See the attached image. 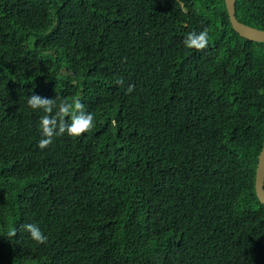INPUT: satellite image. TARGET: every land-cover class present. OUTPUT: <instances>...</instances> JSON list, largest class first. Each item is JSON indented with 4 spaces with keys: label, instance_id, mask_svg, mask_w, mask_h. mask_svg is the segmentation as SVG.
<instances>
[{
    "label": "trees",
    "instance_id": "trees-1",
    "mask_svg": "<svg viewBox=\"0 0 264 264\" xmlns=\"http://www.w3.org/2000/svg\"><path fill=\"white\" fill-rule=\"evenodd\" d=\"M235 16L264 31V0ZM31 94L93 129L40 149ZM263 145L264 42L224 0H0V264H264Z\"/></svg>",
    "mask_w": 264,
    "mask_h": 264
},
{
    "label": "clouds",
    "instance_id": "clouds-1",
    "mask_svg": "<svg viewBox=\"0 0 264 264\" xmlns=\"http://www.w3.org/2000/svg\"><path fill=\"white\" fill-rule=\"evenodd\" d=\"M209 33L207 28L202 31L189 32L183 41L188 49L201 51L208 46ZM116 84L123 85L122 79H117ZM134 91L132 86L127 88L130 94ZM27 105L32 109H42L44 115L40 118V128L42 138L38 142V147L44 149L53 143V138L67 134L70 137H80L89 132L94 127V116L91 112L85 110V105L79 98L68 102L65 99L45 98L31 94L26 97ZM70 118V122L68 119ZM18 231L26 232L30 238L38 244H45L48 237L43 233L40 227L35 223H26L20 225L19 229L13 228L8 232L10 238L16 237Z\"/></svg>",
    "mask_w": 264,
    "mask_h": 264
},
{
    "label": "water",
    "instance_id": "water-1",
    "mask_svg": "<svg viewBox=\"0 0 264 264\" xmlns=\"http://www.w3.org/2000/svg\"><path fill=\"white\" fill-rule=\"evenodd\" d=\"M235 1L224 0L225 8L232 30L239 37L257 43L264 42V31L246 26L239 22L235 16ZM255 194L260 204L264 206V145L258 156L257 168L255 169Z\"/></svg>",
    "mask_w": 264,
    "mask_h": 264
}]
</instances>
